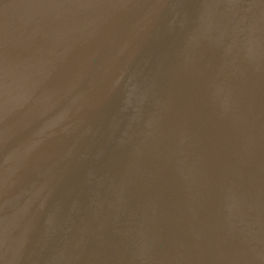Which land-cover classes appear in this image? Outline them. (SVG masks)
<instances>
[{
	"label": "water",
	"instance_id": "water-1",
	"mask_svg": "<svg viewBox=\"0 0 264 264\" xmlns=\"http://www.w3.org/2000/svg\"><path fill=\"white\" fill-rule=\"evenodd\" d=\"M0 264H264V0H0Z\"/></svg>",
	"mask_w": 264,
	"mask_h": 264
}]
</instances>
